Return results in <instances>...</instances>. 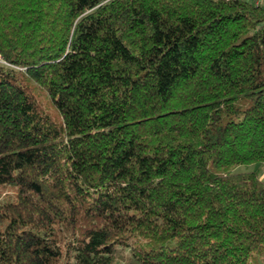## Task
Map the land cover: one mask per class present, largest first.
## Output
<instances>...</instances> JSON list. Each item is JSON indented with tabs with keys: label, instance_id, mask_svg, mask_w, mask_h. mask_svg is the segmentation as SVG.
Returning a JSON list of instances; mask_svg holds the SVG:
<instances>
[{
	"label": "trees",
	"instance_id": "1",
	"mask_svg": "<svg viewBox=\"0 0 264 264\" xmlns=\"http://www.w3.org/2000/svg\"><path fill=\"white\" fill-rule=\"evenodd\" d=\"M263 164L264 4L0 0V264H264Z\"/></svg>",
	"mask_w": 264,
	"mask_h": 264
},
{
	"label": "rangeland",
	"instance_id": "2",
	"mask_svg": "<svg viewBox=\"0 0 264 264\" xmlns=\"http://www.w3.org/2000/svg\"><path fill=\"white\" fill-rule=\"evenodd\" d=\"M264 4V2L262 3ZM257 165L256 164H250V165H240L236 168V171H248L253 170ZM262 169V166L260 170ZM260 178H261V172H260ZM129 253L128 248H122L118 247L116 250V258H115V264H121L124 260L120 256H126Z\"/></svg>",
	"mask_w": 264,
	"mask_h": 264
},
{
	"label": "built area",
	"instance_id": "3",
	"mask_svg": "<svg viewBox=\"0 0 264 264\" xmlns=\"http://www.w3.org/2000/svg\"><path fill=\"white\" fill-rule=\"evenodd\" d=\"M248 1H250L251 3L256 4V5L262 4L264 2V0H248Z\"/></svg>",
	"mask_w": 264,
	"mask_h": 264
},
{
	"label": "crops",
	"instance_id": "4",
	"mask_svg": "<svg viewBox=\"0 0 264 264\" xmlns=\"http://www.w3.org/2000/svg\"><path fill=\"white\" fill-rule=\"evenodd\" d=\"M261 179L264 180V164L262 165V169H261Z\"/></svg>",
	"mask_w": 264,
	"mask_h": 264
}]
</instances>
